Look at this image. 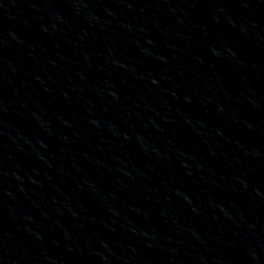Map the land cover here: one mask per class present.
<instances>
[{
    "label": "water",
    "instance_id": "95a60500",
    "mask_svg": "<svg viewBox=\"0 0 264 264\" xmlns=\"http://www.w3.org/2000/svg\"><path fill=\"white\" fill-rule=\"evenodd\" d=\"M0 264H264V0H0Z\"/></svg>",
    "mask_w": 264,
    "mask_h": 264
}]
</instances>
